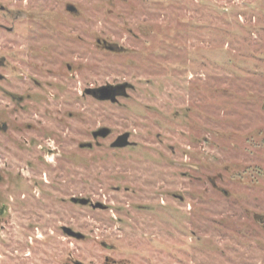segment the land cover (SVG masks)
Masks as SVG:
<instances>
[{
    "label": "rangeland",
    "instance_id": "1",
    "mask_svg": "<svg viewBox=\"0 0 264 264\" xmlns=\"http://www.w3.org/2000/svg\"><path fill=\"white\" fill-rule=\"evenodd\" d=\"M0 1L27 17L9 88L35 97L0 169V264H264V0Z\"/></svg>",
    "mask_w": 264,
    "mask_h": 264
},
{
    "label": "flooded vegetation",
    "instance_id": "2",
    "mask_svg": "<svg viewBox=\"0 0 264 264\" xmlns=\"http://www.w3.org/2000/svg\"><path fill=\"white\" fill-rule=\"evenodd\" d=\"M69 6H66V10L69 13L76 14L78 13V9L75 7L74 10H70ZM26 14L24 12L20 11H12L8 8V6L0 1V169L7 168L9 165L8 162V153H9V132H22V121H21V115L22 112L26 111V104L25 101H29L32 99H35L31 94H22L18 91L12 90L9 88V82L10 78L12 76L15 77H22L24 75V70H18V66H20V63L18 61L9 60L8 54H7V38L8 34H14L18 28H15V22L20 19L25 20ZM12 21V26L8 25V21ZM100 43V41H98ZM51 49V48H50ZM113 48H109V50H112ZM52 50V49H51ZM40 55V54H38ZM14 63V65H11L10 63ZM66 68L70 70L72 68V65L70 63H65ZM37 71V70H36ZM47 71L52 75L53 70L47 69ZM39 72V69L38 71ZM39 75V74H38ZM37 87H42V83L40 80L36 77L30 78ZM104 85L96 86L93 88H86L83 95L91 96L92 98L98 100V101H110L112 103H118V98L120 97H126V96H117V101L113 102L111 99L107 100H101L94 95L88 93L89 89H96L99 87H102ZM121 91V90H118ZM40 99V98H39ZM11 110V112L9 111ZM31 124H27L28 128H31ZM104 127H101L97 130H94L92 132L93 139L95 141L98 140V138L102 136L95 137L94 133ZM110 133L108 136H110ZM102 138H107L102 137ZM116 141V140H115ZM114 143V142H113ZM92 144V143H91ZM93 144L91 146H88L87 148H92ZM5 177L2 176V172H0V185L5 182ZM3 194L0 192V215H4L8 208L6 207V203L3 202Z\"/></svg>",
    "mask_w": 264,
    "mask_h": 264
},
{
    "label": "water",
    "instance_id": "3",
    "mask_svg": "<svg viewBox=\"0 0 264 264\" xmlns=\"http://www.w3.org/2000/svg\"><path fill=\"white\" fill-rule=\"evenodd\" d=\"M70 10H74V6H69ZM127 84H118V85H104L102 87L96 89H89L88 93L94 95L95 97L101 100L111 99L113 102L117 101V96H127ZM121 90V91H118ZM110 133L109 128H102L94 133L95 137L102 136L106 137ZM130 134L124 133L116 139V141L112 144L113 147H126L130 145L129 141ZM91 143L82 144V147L91 146ZM74 203H79L82 205H88L91 203L90 199L87 198H79V197H72L71 199ZM95 208H106L102 203L92 204ZM64 232L69 235L70 237L77 238L79 240L84 239V235L80 232L74 231L70 227H63ZM75 264H82L80 262H76Z\"/></svg>",
    "mask_w": 264,
    "mask_h": 264
}]
</instances>
